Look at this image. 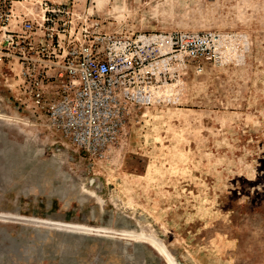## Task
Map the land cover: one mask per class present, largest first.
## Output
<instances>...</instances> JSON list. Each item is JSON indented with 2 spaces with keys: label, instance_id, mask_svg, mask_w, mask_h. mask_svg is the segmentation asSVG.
<instances>
[{
  "label": "rangeland",
  "instance_id": "obj_1",
  "mask_svg": "<svg viewBox=\"0 0 264 264\" xmlns=\"http://www.w3.org/2000/svg\"><path fill=\"white\" fill-rule=\"evenodd\" d=\"M46 3L74 38L139 46L98 149L0 61V264H264V0H0V43Z\"/></svg>",
  "mask_w": 264,
  "mask_h": 264
},
{
  "label": "built area",
  "instance_id": "obj_2",
  "mask_svg": "<svg viewBox=\"0 0 264 264\" xmlns=\"http://www.w3.org/2000/svg\"><path fill=\"white\" fill-rule=\"evenodd\" d=\"M44 11L41 24L23 17L21 30H7L0 43V61L19 62L25 90L36 104L45 106L55 126L78 144L98 149L112 138L117 125L109 113V105L118 82L119 64L132 62L130 49L139 45L126 42L99 47L102 37L92 40L88 29L82 32L81 40L74 38L77 29L67 18L70 11L66 5L46 3ZM62 35H68L65 48ZM59 53L63 55L59 57ZM56 65L64 67L69 83L64 90L70 91L60 98L48 97L46 91L50 79L58 74L48 71L44 74L45 67Z\"/></svg>",
  "mask_w": 264,
  "mask_h": 264
},
{
  "label": "crops",
  "instance_id": "obj_3",
  "mask_svg": "<svg viewBox=\"0 0 264 264\" xmlns=\"http://www.w3.org/2000/svg\"><path fill=\"white\" fill-rule=\"evenodd\" d=\"M54 1H57V0H54ZM24 13H26V15H27L28 17H29V15H31V13H30V12L28 13V12H26V11H25ZM42 15L44 16V13H42V12H41V13L39 14V16H41V17H42Z\"/></svg>",
  "mask_w": 264,
  "mask_h": 264
},
{
  "label": "bare ground",
  "instance_id": "obj_4",
  "mask_svg": "<svg viewBox=\"0 0 264 264\" xmlns=\"http://www.w3.org/2000/svg\"><path fill=\"white\" fill-rule=\"evenodd\" d=\"M158 246L160 247V249H162L164 251L162 245H158ZM165 254L168 255L167 253H165Z\"/></svg>",
  "mask_w": 264,
  "mask_h": 264
}]
</instances>
